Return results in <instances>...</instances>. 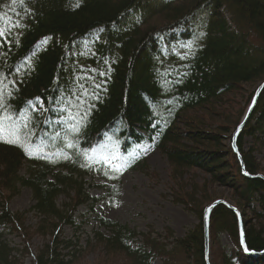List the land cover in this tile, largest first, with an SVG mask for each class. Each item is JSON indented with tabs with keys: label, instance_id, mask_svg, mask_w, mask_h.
<instances>
[{
	"label": "trees",
	"instance_id": "trees-1",
	"mask_svg": "<svg viewBox=\"0 0 264 264\" xmlns=\"http://www.w3.org/2000/svg\"><path fill=\"white\" fill-rule=\"evenodd\" d=\"M0 17V264H23L31 252L23 240L17 256L3 239L5 231L28 239L23 214L9 209L22 187L35 231L49 237L33 264H81L89 253L90 264H206L203 212L218 199L239 211L255 253L240 244L235 212L218 204L209 264H264V165L255 156L264 149V88L236 140L246 174L231 144L255 89L234 117L228 111L244 85L264 81V0H0ZM15 130L19 144L8 142ZM144 134L172 184L193 171L206 177L172 200L196 217L194 227L174 237L168 227L139 232L96 214L104 231L84 244L64 237L78 207L94 210L101 200L87 193L88 174L107 181L114 206L122 171L146 173V160L129 156ZM97 153H117L123 168ZM208 185L229 194L211 195Z\"/></svg>",
	"mask_w": 264,
	"mask_h": 264
},
{
	"label": "rangeland",
	"instance_id": "rangeland-1",
	"mask_svg": "<svg viewBox=\"0 0 264 264\" xmlns=\"http://www.w3.org/2000/svg\"><path fill=\"white\" fill-rule=\"evenodd\" d=\"M259 84L252 83L244 85L242 88V96L234 100L232 99L233 97H231L230 100H228L229 116L234 117L237 110L245 107L247 96L254 91V89L256 90ZM234 132L235 131H233V133ZM144 136L145 140L137 144L131 150L129 156H140L146 160V165L148 167L146 173L139 171H122L119 199L114 206H110L107 198H104L106 196L105 186L107 181L104 180L99 173L88 174L85 178L84 187L90 196L101 198V200L98 201L94 210H90L85 206L78 207V211L75 214L76 227L65 226L62 232L64 237L78 238L80 244H84L86 239L92 236L94 231H104L98 226L95 219L96 214L115 220L121 224L129 225L139 232H145L150 227L154 229L155 232L165 235L164 229L168 227L173 231L174 237H182L188 230L194 227L197 223L196 217L187 212L182 204L173 203L172 200L175 196L180 194L182 186L184 189L190 191L191 185L194 184L200 187L201 181L206 177L201 172L193 171L191 172L192 175L188 174L186 177L183 176V179L178 181L176 185L172 184L166 159L153 146V141L149 140L146 134H144ZM226 143L227 141L225 140L224 144ZM255 156L258 161H260V165L263 166L264 149L262 152L256 153ZM95 157L97 159L106 160V162L111 161V164L115 165L117 168H123L124 166V162L119 159L117 153L113 156L111 155L110 158L103 153H97ZM20 174H25L24 166L21 167ZM208 193L211 195L217 194V196L229 194L225 188L215 185H208ZM64 200L65 197L61 196L57 199V203L60 204L64 202ZM33 203L31 192L26 187H22L9 203V209L12 212L23 214L24 219L22 226L23 230L26 232L27 241L23 238V232L16 231L9 234L5 231L3 235V239L8 245L16 250L13 253L17 256L24 254L22 249L25 246L27 250L29 249L32 252L29 251V255H24L23 264H33L34 253H36L37 249L41 247L43 243L49 240L48 234L40 235V233L35 231L37 226L36 223L39 219L38 215L32 209ZM220 239L222 244L227 248L231 246L226 234H223ZM23 240L27 243L25 246L23 245ZM95 258L96 253H89L82 259L81 264H90ZM155 262L159 264L158 261Z\"/></svg>",
	"mask_w": 264,
	"mask_h": 264
},
{
	"label": "water",
	"instance_id": "water-1",
	"mask_svg": "<svg viewBox=\"0 0 264 264\" xmlns=\"http://www.w3.org/2000/svg\"><path fill=\"white\" fill-rule=\"evenodd\" d=\"M264 88V81L261 82L259 84V86L257 87V89L255 90L254 92V95H253V98L250 102V104L248 105L246 111L244 112V115L241 119V122L239 123V125L237 126L235 132L233 133V136H232V148H233V151L237 154V157H238V160H239V163H240V166H241V169H242V172L244 174H246L245 170H244V165H243V162L241 160V157L238 153V150H237V146H236V140H237V137L239 135V133L241 132V130L243 129L244 125H245V122L254 106V104L256 103V100L261 92V90ZM258 177H261L264 179V176L263 175H257ZM218 204H224L225 206L229 207L230 209H232L237 218H238V226H239V232H240V244L243 248V250L246 252V253H250V254H253L255 252H251L249 251L247 248H246V245H245V241H244V235H243V226H242V221H241V216H240V213L239 211L233 207L229 202L223 200V199H218V200H215L214 202H212L211 204H209L208 206L205 207L204 209V212H203V233H204V244H205V261H206V264H209V218H210V212L211 210Z\"/></svg>",
	"mask_w": 264,
	"mask_h": 264
},
{
	"label": "snow or ice",
	"instance_id": "snow-or-ice-1",
	"mask_svg": "<svg viewBox=\"0 0 264 264\" xmlns=\"http://www.w3.org/2000/svg\"><path fill=\"white\" fill-rule=\"evenodd\" d=\"M24 127H27V125H24ZM22 133L19 131V130H15L13 131L12 133V139L8 142H12V143H17L19 144L21 141H20V137H21ZM116 171H119V168H116L115 169Z\"/></svg>",
	"mask_w": 264,
	"mask_h": 264
},
{
	"label": "bare ground",
	"instance_id": "bare-ground-1",
	"mask_svg": "<svg viewBox=\"0 0 264 264\" xmlns=\"http://www.w3.org/2000/svg\"><path fill=\"white\" fill-rule=\"evenodd\" d=\"M245 252V251H244Z\"/></svg>",
	"mask_w": 264,
	"mask_h": 264
}]
</instances>
